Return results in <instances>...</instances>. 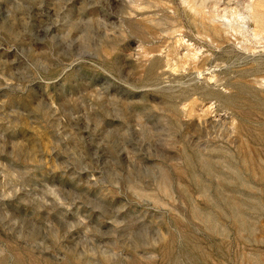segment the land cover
I'll list each match as a JSON object with an SVG mask.
<instances>
[{
	"label": "rangeland",
	"instance_id": "rangeland-1",
	"mask_svg": "<svg viewBox=\"0 0 264 264\" xmlns=\"http://www.w3.org/2000/svg\"><path fill=\"white\" fill-rule=\"evenodd\" d=\"M216 2L0 0V264H264V0Z\"/></svg>",
	"mask_w": 264,
	"mask_h": 264
},
{
	"label": "bare ground",
	"instance_id": "bare-ground-1",
	"mask_svg": "<svg viewBox=\"0 0 264 264\" xmlns=\"http://www.w3.org/2000/svg\"><path fill=\"white\" fill-rule=\"evenodd\" d=\"M215 2H216V0H215ZM217 3V2H216Z\"/></svg>",
	"mask_w": 264,
	"mask_h": 264
}]
</instances>
